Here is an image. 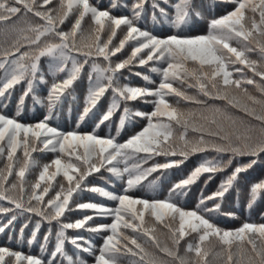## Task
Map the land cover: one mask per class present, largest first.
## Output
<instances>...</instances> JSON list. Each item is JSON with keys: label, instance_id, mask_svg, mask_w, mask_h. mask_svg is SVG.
<instances>
[{"label": "snow or ice", "instance_id": "1", "mask_svg": "<svg viewBox=\"0 0 264 264\" xmlns=\"http://www.w3.org/2000/svg\"><path fill=\"white\" fill-rule=\"evenodd\" d=\"M224 2L232 3L234 8L225 15L212 19L206 34L182 35L177 31L159 37L139 26L147 0H135L131 6V16L112 14L113 9L121 7L118 0H112L109 7L104 9L101 8L99 0H96L95 4L91 0H59L58 6L55 7H47L52 4V0H0V23H7L22 14H31L39 20V23L29 25L27 31L34 35L24 36V44L15 46L12 52L0 55V69L8 65L4 76L0 77V155L5 154L7 149L9 161L7 171L0 172V201L7 200L14 206L11 209L0 207V213H13L7 223L0 226V233L18 219V214L38 216L40 219L35 222L31 238L27 241L31 245L36 241L42 224L46 222L49 225L44 236V245L41 246V256L26 255L21 251L0 247V264H57L58 258L61 262L67 260V264H88L79 256L74 259L65 252L66 241L77 250L93 255L94 264H120L129 254L138 257L136 264H159L158 260L137 242L139 236L161 249L159 240L153 235L154 229L146 226L145 214L159 222L167 218L165 227L169 229L173 247H163L161 250L176 258L179 264H209L210 252L202 245L210 238H216L221 248L226 251L227 264H264V223L245 222L236 229H224L214 223L215 218L221 214L235 218L234 213H222L226 194L236 187L242 173L258 165L264 166V128L257 138L253 135L251 127L243 126V122L228 111V108L239 109L264 125V114L256 115L255 107H249L248 103L255 105L264 101L247 95V88L244 87L245 84H254L255 81L243 79L242 68L236 67L237 64L244 65L264 80V71L257 72V62L249 60L246 55L258 50L261 59H264V0H258V3L254 0ZM172 7L175 14L171 23L177 30L187 25L193 14L199 16L198 12L193 13L192 0H178ZM152 9L153 20L156 18V9L165 18L169 16L156 0H153ZM248 13L251 15H247ZM70 16L74 18V23L65 31L61 25H64ZM86 17L92 22L87 37L82 27ZM118 30L126 34L119 40L118 45H113L112 41ZM104 34L107 35L106 39H102ZM78 37L80 41L87 39L89 42L82 45L78 42ZM129 41L134 44L131 56L113 62L112 57L120 53ZM233 42L238 47L232 46ZM22 47L26 48L23 52L20 51ZM16 53L20 54L17 56ZM43 57L48 58L49 71L53 77L50 84L41 68ZM77 57L82 59L78 60ZM100 58L107 62L106 67L95 63V60ZM90 60L93 61L92 71L88 75L89 86L79 121H84L109 90L112 93V103L92 132L79 131V123L76 130L67 132L51 126L50 122L57 107L69 97L75 100L74 82L79 79L84 65L89 64ZM149 62L153 65L150 72L160 77L158 84L150 75L139 72L133 75L140 77L148 85H155L154 87L133 86L129 77H123V81L127 82H122V70H130L134 64L146 66ZM233 72L239 73L241 78L234 79ZM60 73H66V78L57 79ZM189 78L198 82L199 91L208 100L225 101L227 105L223 110L215 108L212 118H204L205 124L192 129L198 134L195 141L185 138L193 114L181 112L166 98L174 96L185 101L205 103L194 100L173 86L176 82L183 84ZM21 82H24L26 87L19 98L15 116L10 117L3 111L8 106L5 101L11 98L12 90ZM41 85L47 89V95L43 97L37 94ZM194 86L197 85H188ZM230 89L242 91L247 102L242 103L236 96H230ZM261 90L264 91V88ZM29 96L34 104L47 108V114L35 124L23 123L19 119L24 101ZM149 97L153 99L149 101ZM135 101L151 103L153 110H134L129 107V103ZM121 105L122 115L116 136L98 135L96 129L105 121H109ZM216 114H219V118ZM132 117L143 118L147 124L127 140L119 142L117 137ZM174 124L179 125L185 133V136H181L182 143L179 146L171 142ZM34 144L41 147H34ZM18 150H21L22 158L16 157ZM35 151L55 153V159L51 161L55 171L49 174L51 165H43L39 180L32 185L31 194L25 200L23 178L26 172L36 165V161L30 156V153ZM208 151L215 152L216 156L204 159L186 178L173 185L168 198L149 200L131 194V190L141 183V175L134 174L133 170L139 169V164L130 168L129 159L140 153L145 154L144 163L155 156L164 157L167 162L155 163L153 167L145 170L146 173H151L179 167L189 154ZM177 156L181 159H173ZM241 157H248L247 163H239ZM234 160L237 164L232 167ZM229 167H232V171L221 180L216 191L208 196L202 195L195 209H185L174 199L186 195V189L202 174L208 173V180H211L215 174L224 172ZM15 169H18L15 176L19 184L8 180L13 176ZM101 169H105L115 182L121 183L119 191L115 190L116 184L112 180H104L103 176L101 179L113 189L112 191L107 187L87 185V178L93 173H100ZM61 174L67 187L57 182L59 190L45 200L51 189L48 182ZM41 182H45L43 187ZM84 191L96 193L112 204L87 202L70 206L73 195ZM14 192L17 194L13 195ZM262 193L264 179L251 185L249 208ZM77 209L92 210L94 215L84 214L82 219L65 222L69 219L65 213H72ZM94 216L111 218V223L89 225L88 221L93 220ZM53 222L58 226V231L55 232L56 244L54 250L44 258L49 237L53 235ZM173 223L177 227L172 228ZM27 227L28 224L25 223L20 229L21 239ZM122 229L131 230L134 235L127 236ZM68 230L101 234L104 242L97 249L91 238L86 239L83 232L69 237ZM193 234L197 238L196 242L186 241L185 252L192 254L194 258L181 257V241ZM129 242L135 250L129 246ZM244 245L248 248L245 249ZM215 254L219 255L218 252ZM6 256L9 259L6 260Z\"/></svg>", "mask_w": 264, "mask_h": 264}, {"label": "trees", "instance_id": "2", "mask_svg": "<svg viewBox=\"0 0 264 264\" xmlns=\"http://www.w3.org/2000/svg\"><path fill=\"white\" fill-rule=\"evenodd\" d=\"M59 0H52V4L47 7H55L58 6ZM92 3H96V0H91ZM112 0H99V4L102 9L108 8ZM160 4V7L164 8L169 16L165 18L162 16L158 9L155 10V20H153V9L152 3L153 0H147L145 5V12L139 21V26L142 30L149 31L154 35L159 37H165L179 31L182 35H203L206 34L209 28V22L217 17L225 15L228 11H231L234 8L232 3H225L224 0H192L193 4V13L198 12L199 16L195 14L192 15L191 19L187 23V25L182 26L180 30H177L171 23L172 18L175 14V9L172 5H175L178 0H156ZM254 2L258 3V0H254ZM119 5L116 9L112 10V14L116 16L128 15L131 16V6L135 3V0H118ZM123 5H128V7H123ZM247 15H251L248 13ZM258 19V14H257ZM39 23L38 18L28 14L24 16L23 14L7 23H0V55H3L8 52L14 51L15 46L24 44L25 41L23 39L24 36H32L34 33L27 31L29 25H34ZM74 23V18L69 17L68 20L65 21L64 25L61 27L67 31L70 25ZM91 20L86 17L82 22V27L85 36L87 37L88 33L91 31ZM24 30V31H21ZM126 33L122 30L117 31V36L113 38L112 44L118 45L119 40L123 39ZM107 35H102V39H106ZM78 42L83 44L88 43L89 41L85 39L84 41H80L79 37L77 38ZM57 42V41H51ZM134 44L132 41H129L124 49L120 53H117L116 56L112 57L113 62H119L124 59H127L131 56L132 48ZM234 47H238V45L233 42ZM26 48H21L20 51H25ZM86 50V49H84ZM20 53H16L18 56ZM249 60L256 61L257 67L256 71H264V59H261V55L259 51H255L252 53H247ZM14 58V57H12ZM77 59H82L81 57H77ZM93 61H89V64H85L81 75L77 81L74 82L73 88L75 91L73 95L76 97L73 100L69 97L64 101L63 104L59 105L54 112V118L50 122L51 126L57 127L62 131H73L76 130V126L79 123V131L81 132H92L93 129L96 128V125L99 123L102 115L107 111L109 105L112 103V93L109 90L105 93L103 97H101L97 106L89 113V115L84 119L83 122L79 121V116L83 111V107L85 106V97L87 95L88 90V75L92 71L91 63ZM95 63H98L101 67H106L107 62L103 61L102 58L95 60ZM153 66L152 62H149V65L140 66L138 64H134L131 69L122 70L123 76L121 77L122 82L123 77H129L133 86H149L154 87L155 85H148L147 82L143 81L140 77L133 75V73H142L146 75H150L151 79L159 83L160 77L158 74H154L150 72V67ZM159 66V65H156ZM68 67H71V63L69 62ZM236 67L242 68L243 70V79H253L255 81L254 84H245L244 87L247 88V95L254 97L258 101H264V91L261 89L264 88V80L261 79L259 75H255L251 69L247 68L244 65L237 64ZM8 68V65L5 68L0 69V77H3L5 74V69ZM41 68L45 73V78L49 81V84L53 81V77L48 67V58L43 57L41 59ZM232 70L231 68L229 69ZM95 75V74H94ZM66 78V73H60L57 79ZM233 78H241L239 73L233 72ZM189 84L197 85L194 87H188ZM2 86V85H0ZM177 90L182 91L185 95L194 98V100L205 101V103H195L193 101H185L182 98H176L174 96L166 97L170 104L173 107L179 109L183 113H191L193 114L192 120L188 125V132L185 136L184 130L179 126L175 125L173 127V137L171 138V142L179 146L181 141V136H185L186 139L195 141L198 139V134L194 132L192 129L194 127H198L199 125L205 124L204 118H212L215 108L225 109L227 107L225 101L221 100H208L198 88V82L192 80L191 78L186 79L183 84L179 82L174 83L173 85ZM26 87L24 82L17 84L11 92V98L7 103V108L3 109L5 114L10 117L15 116L17 111V106L19 102L20 96L23 94L24 88ZM230 96H236L243 102L246 101L245 94L236 89H230ZM40 96L47 95V89L45 86L41 85L40 90L37 93ZM149 101L153 98L149 97ZM249 107H255L256 115L264 114V103H257L255 105H251L250 102ZM129 107H132L134 110L138 109L143 112H151L153 110V105L151 103H144L140 101L130 102ZM121 105L120 109L114 112L113 116L109 121H105L100 125L98 129H96V133L101 137H107L109 134L112 136H116V129L119 126V120L122 115ZM230 114L238 118L243 122V126L251 127L252 133L255 137H259L261 134L262 128L264 125H261L260 121L255 119L253 116L245 115L239 109L228 108ZM47 114V108L41 107L40 105L34 104L31 96L27 97L24 101V105L21 109V115L19 119L23 123H32L35 124L42 120L44 116ZM217 118H219V114H216ZM147 121L140 117H132L130 122H127L123 130H121L119 137H117L119 142H123L127 140L131 135L139 132L145 125ZM34 147H41L38 144H34ZM7 149H5V154L0 155V172L7 171V165L9 161L7 160ZM30 156L32 159L36 161V165L30 168L26 174L24 179V189H25V200H27L28 195L31 194L32 185H34L39 180V173L43 170V165L49 164L51 165V161L55 159V153L51 152H40L35 151L31 152ZM145 154L140 153L136 157L129 159L128 166L131 168L134 164H139V169H134V174L141 175V183L131 190V194L136 197L145 198V199H166L168 198L169 191L173 188V185L179 183L182 179L186 178L190 172L197 167L204 159L212 158L216 156V153L213 151H208L205 153H194L189 154L188 158L184 160L179 167H173L167 170H157L155 172L146 173V169L153 167L155 163H165L166 159L162 156H155L151 159H148L146 163H144ZM16 157L22 158L21 150H18L16 153ZM64 157H62L63 159ZM227 157H225L226 159ZM173 159H181V157H173ZM248 157L239 158V163H247ZM237 161H233L232 167H235ZM123 167V165H121ZM232 167L227 168L224 172H219L215 174V176L208 180V173H204L200 176V178L189 188L186 189L187 194L180 197H174V199L179 201L180 206L185 209L191 210L195 209L197 204L199 203L201 196L211 195L216 191L218 185L221 180L232 171ZM18 169H15L13 172V176L9 177L8 180L10 182H16L19 184V180L16 179L15 172ZM55 171V166L51 165L49 168V174ZM104 177V180H112L116 184V191L121 189V183L115 182L114 178L111 177L109 173L105 171V169H101L100 173H93L91 176L87 178V185L91 186H99V187H107L109 191L113 189L108 187L104 180L101 177ZM264 179V166L258 165L249 169L246 173H242L239 179L238 184L233 190H230L224 199L222 204V213H234L235 218L227 215H218L214 223H217L219 227L224 229H236L239 228L243 223H264V193L261 194V197L257 199L255 204L249 208V190L252 184ZM207 181V184L205 182ZM57 182L63 183L65 188L67 187V183L62 179V174L57 175L54 180L48 182L51 184V189L47 196H45V200H47L50 196L55 194V191H58ZM45 182H41L42 187ZM17 193H13L16 195ZM104 203L111 205L112 202L101 198L98 194L92 193L90 191H84L79 193V195L74 194L72 201H70V206H75L78 203ZM34 203V202H33ZM0 207L4 208H13L14 206L7 200L0 201ZM13 213H0V226L6 224L8 219L11 218ZM94 215L92 210H80L77 209L72 213L66 212L65 215L69 218L65 222H74L77 219H82L83 215ZM40 219L38 216H28L19 215L18 219L14 221L9 228H6L3 233H0V247H7L13 251H21L24 254H31L35 256H41V246L44 245V236L48 232L49 225L45 222L42 224L39 233L37 234V239L34 243L29 245L27 241L31 238V232L33 230L35 222ZM146 226L150 229H154L153 235L157 237L161 244V249L163 247L172 248L171 244V235L169 233V229L165 227V224L168 223L167 218L163 222L155 221L154 218H149L147 214H145ZM31 221V222H29ZM27 223L28 227L24 229L23 239L20 238V229L23 225ZM99 223H111V218H102L98 216H94V219L88 221L89 225L95 226ZM53 230V235L49 237L48 244L46 246V250L43 254L44 258H47L48 254L54 250L56 240H55V232L58 231V226L53 222L51 225ZM172 228L177 227L175 223L171 225ZM124 234L127 236L134 235L131 230H123ZM78 232H83V230H68L67 235L69 237L75 236ZM85 238H91L92 243L95 245L97 249H99L103 244V237L101 234H90L87 232H83ZM11 237V239H9ZM196 236L193 234L192 236L185 237V240H182L179 246V255L181 257L189 258L192 257V254L186 253V241L196 242ZM137 242L140 243L145 250L154 256L159 264H179L178 260L174 257L168 256L161 249H157L153 244L148 243L144 238L137 236ZM257 244H259V239H257ZM87 245H85L86 247ZM129 246L133 247L130 244ZM203 248L209 250L210 255L208 257L209 264H227L226 260V251L221 248L219 241L216 238H210L209 241H205L202 245ZM245 249L248 248L247 245H244ZM65 252L72 256L74 259L79 256L83 260H86L88 264H94V256L89 253L82 252L77 250L70 242L66 241L64 245ZM135 250V248H134ZM233 250H235V245L233 246ZM219 253L216 255L215 253ZM98 255V252L96 253ZM247 254V253H246ZM194 258V257H192ZM9 257L6 256V260ZM147 259V257H146ZM138 261V257H133L130 254L125 256L120 264H136ZM57 264H67V260H61L58 258Z\"/></svg>", "mask_w": 264, "mask_h": 264}]
</instances>
